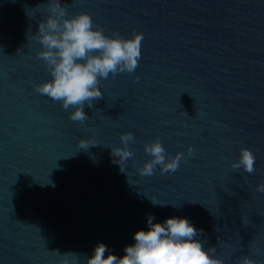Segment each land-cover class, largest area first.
<instances>
[{
    "label": "water",
    "instance_id": "water-1",
    "mask_svg": "<svg viewBox=\"0 0 264 264\" xmlns=\"http://www.w3.org/2000/svg\"><path fill=\"white\" fill-rule=\"evenodd\" d=\"M60 3L106 35L142 33L140 57L70 120L35 91L50 79L36 39L50 0H0V264H85L97 242L122 255L149 213L188 218L223 264H264V0ZM156 140L185 158L140 175ZM242 147L251 173L231 167Z\"/></svg>",
    "mask_w": 264,
    "mask_h": 264
},
{
    "label": "clouds",
    "instance_id": "clouds-1",
    "mask_svg": "<svg viewBox=\"0 0 264 264\" xmlns=\"http://www.w3.org/2000/svg\"><path fill=\"white\" fill-rule=\"evenodd\" d=\"M142 33L133 32L130 38L118 33L104 34L94 26L92 18L80 12L66 18V9L60 0H50V15L38 23L36 39L43 51L37 55L46 62L50 79L35 87L37 93L46 95L68 110L73 121H84L87 117L82 110L85 103L91 106L93 99L101 96L98 87L99 78H107L117 72H133L140 57ZM123 145L133 139L132 133H123L119 137ZM144 152L150 159L137 168L140 175H151L159 166L161 173L173 172L178 163L185 158L183 153L166 156L159 140L144 146ZM187 148V155H192ZM112 154L124 160L132 152L125 147L113 149ZM255 157L248 148H241L239 157L231 165L243 171H253ZM256 191L264 193V183L256 185ZM153 205L164 203L151 199ZM155 217L146 216L145 227L132 234V243L123 248V254L117 256L102 242L92 248L85 264H223L212 253L214 249H204L196 239L202 229H197L188 218L168 216L154 222ZM240 264H254L244 257Z\"/></svg>",
    "mask_w": 264,
    "mask_h": 264
}]
</instances>
